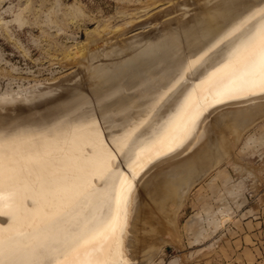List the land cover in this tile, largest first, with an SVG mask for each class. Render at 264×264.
<instances>
[{
	"label": "bare ground",
	"instance_id": "obj_1",
	"mask_svg": "<svg viewBox=\"0 0 264 264\" xmlns=\"http://www.w3.org/2000/svg\"><path fill=\"white\" fill-rule=\"evenodd\" d=\"M198 1L193 13L191 0L177 6V15L159 26H165L161 33L153 27L160 37L167 30L164 37L155 35L158 40L144 34L149 40L136 46L131 38L140 33L125 40L122 34V46L102 44L81 59L84 85L102 106L96 108L102 124L87 106L90 97L77 87L61 89L63 99L71 100L61 105L52 103L60 90L36 98L0 97V264H133L140 231L159 223L176 228L177 210L194 186L228 159L241 174L253 175L232 148L264 122V0H203L196 7ZM41 99L49 102L46 108L59 109L46 119L51 108L39 107L48 115L37 121L41 117L33 115L42 112H34L35 106L28 112ZM27 104L24 122L13 114ZM144 197L159 216L148 211L141 224ZM160 216L167 223L158 222ZM160 246L152 247L145 264Z\"/></svg>",
	"mask_w": 264,
	"mask_h": 264
},
{
	"label": "rangeland",
	"instance_id": "obj_2",
	"mask_svg": "<svg viewBox=\"0 0 264 264\" xmlns=\"http://www.w3.org/2000/svg\"><path fill=\"white\" fill-rule=\"evenodd\" d=\"M181 1L182 5L178 4L180 0H0V97H10L11 93H16L17 98L25 95H28L27 98H36L40 94L61 91L66 87H77L81 89L78 91L81 93L83 91L82 94L89 95L85 96V99L91 98L87 99L89 102L87 106H91L93 113L96 112L94 115L97 120L94 118V121L102 124L101 119L99 120L101 117L97 115L99 111L96 110V108L101 109L102 106L98 104L97 99H93L87 84L84 85L87 73L82 65L83 58L87 53L101 48L102 44L105 46L113 43L114 45L115 42L128 39L126 37L132 33L143 34V36L136 34L139 41L138 37L131 38L135 44L138 43L136 46L147 42L145 35L150 38V41H154L160 37L158 31L161 33L162 27L165 28V26H159L164 25L166 17L174 16V12L177 15L180 6L182 8L187 6L190 0H185V6H183L184 0ZM195 1L198 0L193 2L191 0L192 5L189 3V6L192 7ZM204 1L208 3V0ZM203 2H199L196 7H199V4H201L200 7L203 6ZM190 9L192 10L193 7ZM191 10V13L197 12V8ZM164 15H166L165 18ZM173 24L168 25L170 31L178 28L172 26ZM156 25L158 31L155 33L153 27ZM91 30L98 31L100 36L94 33L89 43H84L87 42L86 33ZM165 33L160 35L164 37ZM156 34H158L157 37ZM141 38H144L143 41ZM148 38L146 40H149ZM104 40L110 41L102 43ZM127 41L125 43H131ZM122 42L118 44L121 45ZM124 51L129 52L130 49ZM81 59H83L82 62ZM96 62L98 61L95 59L93 63ZM129 85L133 86V82ZM59 93L61 94L62 91ZM56 94L57 98L53 95L55 99L53 102L51 99L53 97H49L50 102L56 104L59 101L58 104L61 105L64 104L61 103L62 101L68 99V96H64L63 99L64 93ZM59 96H61L60 99H58ZM46 99L49 101L48 97ZM42 101V99L38 103L36 101L39 106L34 101L31 108L35 106L36 109L29 108L28 114L30 111H32L30 114H33L34 109L36 110L34 112H37L39 107L44 109L48 106L49 102L45 100L46 105H44ZM69 101L67 100L68 103ZM28 104L23 111L20 109L21 113L16 110L17 112L13 115L19 114L16 117L22 116L24 122L29 120L27 117L29 115L26 114ZM54 104H49L51 106L48 108L51 109L45 111L51 112V116L48 115L49 113L43 114L44 110L48 109L45 107L44 110L39 109L42 113L37 112L43 116L35 113L32 119L36 116L35 120H37L38 115L41 118L37 121L55 116L57 112L54 114L53 111L56 108L59 109L57 107L59 105L52 108ZM47 115L48 117H44ZM245 141H248V147L242 152ZM232 153L242 164L252 169L253 175L252 173L241 174L239 169L233 166L232 160L228 159L215 172L194 186L185 203L177 210L176 228L168 227L171 225L163 219L161 221L160 216L158 222L161 221L167 225L159 223L156 229L147 227L148 232L137 233L139 240L134 243V250L132 248L134 252H131L133 264H145L146 256L152 252V247L155 246L156 249L160 243L157 255L147 264L152 262L154 264H256V256L261 258L258 249H255L256 244L262 247L264 255V122L252 129L242 139L241 144L233 147ZM217 172L219 173L216 179L208 185V181ZM169 206L173 207L172 202ZM148 211H155L159 216V211L144 197L139 217L141 224ZM169 228L170 230H167ZM199 237L200 239L196 241L195 238ZM162 241L166 243L162 244ZM257 264H264V260Z\"/></svg>",
	"mask_w": 264,
	"mask_h": 264
},
{
	"label": "snow or ice",
	"instance_id": "obj_3",
	"mask_svg": "<svg viewBox=\"0 0 264 264\" xmlns=\"http://www.w3.org/2000/svg\"><path fill=\"white\" fill-rule=\"evenodd\" d=\"M261 40V44L264 45V34H261L260 37ZM260 73H259V78H260V82H261V88L264 89V46L261 47L260 50ZM108 237H105V239H107ZM84 255L87 254V249H85ZM63 264H93L92 261L90 260H85V261H72V262H63Z\"/></svg>",
	"mask_w": 264,
	"mask_h": 264
},
{
	"label": "crops",
	"instance_id": "obj_4",
	"mask_svg": "<svg viewBox=\"0 0 264 264\" xmlns=\"http://www.w3.org/2000/svg\"><path fill=\"white\" fill-rule=\"evenodd\" d=\"M255 249H256V250L258 249V252L261 254V258H259L258 256H256V258H255V262H256V264H257V263L261 262L262 260H264V259H263V258H264V255H263V251H262L263 249H262L261 246H258V245L256 244ZM256 250H255V253H256Z\"/></svg>",
	"mask_w": 264,
	"mask_h": 264
}]
</instances>
